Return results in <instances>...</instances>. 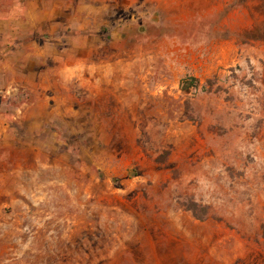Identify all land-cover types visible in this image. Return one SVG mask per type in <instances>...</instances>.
I'll return each instance as SVG.
<instances>
[{
    "label": "rangeland",
    "instance_id": "rangeland-1",
    "mask_svg": "<svg viewBox=\"0 0 264 264\" xmlns=\"http://www.w3.org/2000/svg\"><path fill=\"white\" fill-rule=\"evenodd\" d=\"M0 264H264V0H0Z\"/></svg>",
    "mask_w": 264,
    "mask_h": 264
}]
</instances>
